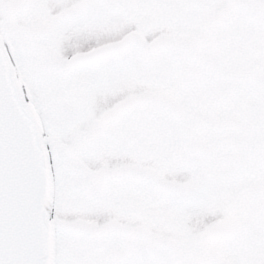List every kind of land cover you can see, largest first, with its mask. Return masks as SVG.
<instances>
[{
  "label": "snow or ice",
  "instance_id": "snow-or-ice-1",
  "mask_svg": "<svg viewBox=\"0 0 264 264\" xmlns=\"http://www.w3.org/2000/svg\"><path fill=\"white\" fill-rule=\"evenodd\" d=\"M0 264H264V0H0Z\"/></svg>",
  "mask_w": 264,
  "mask_h": 264
}]
</instances>
